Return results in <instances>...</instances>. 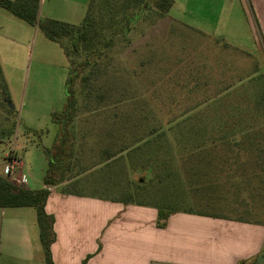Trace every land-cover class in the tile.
<instances>
[{
    "label": "rangeland",
    "instance_id": "374dc122",
    "mask_svg": "<svg viewBox=\"0 0 264 264\" xmlns=\"http://www.w3.org/2000/svg\"><path fill=\"white\" fill-rule=\"evenodd\" d=\"M131 3L118 0L106 15V39L91 54L80 47L73 53L63 40L67 57L39 28L0 7V69L14 106L10 113L0 102V174L4 153L15 145L23 187L42 186L49 161L58 156L48 146L55 128L51 113L68 99L71 69L87 59L75 81L73 116L64 126L69 134L58 156L69 189L99 200L124 203L130 195L145 203L136 205L175 203L218 218L264 223V200L256 181L246 179L258 168L250 162L256 152L218 139H239L243 128L264 133V39L250 0H173L160 19L154 21V10L147 8L124 28L125 17L135 13ZM124 115H144L157 129L148 142L106 160L104 150H119L136 130H124ZM168 118L184 124L168 128ZM159 125H165L162 134ZM202 138L206 145L198 155L193 147ZM148 157L155 159L154 169L139 182ZM206 183L216 187L206 189ZM4 230L3 219L2 243ZM36 250L30 260L13 263L1 255L0 264H44L42 248ZM258 264H264V250Z\"/></svg>",
    "mask_w": 264,
    "mask_h": 264
},
{
    "label": "crops",
    "instance_id": "0c3cea01",
    "mask_svg": "<svg viewBox=\"0 0 264 264\" xmlns=\"http://www.w3.org/2000/svg\"><path fill=\"white\" fill-rule=\"evenodd\" d=\"M87 3L39 0L37 19L76 24L82 20ZM250 3L264 39V0ZM51 121L55 128L48 146L59 156L69 133ZM11 149L18 154L15 145ZM69 180L49 186L45 203L46 212L54 216L55 240L50 250L55 264H81L84 259L85 264H258L263 253L262 222L177 211L158 226L156 208L99 200L69 189ZM29 207H0V221H5V241L0 239L4 262L30 260L35 250L42 248L35 210L25 209Z\"/></svg>",
    "mask_w": 264,
    "mask_h": 264
},
{
    "label": "trees",
    "instance_id": "16d2710c",
    "mask_svg": "<svg viewBox=\"0 0 264 264\" xmlns=\"http://www.w3.org/2000/svg\"><path fill=\"white\" fill-rule=\"evenodd\" d=\"M118 0H88L86 10L82 20L79 23H67L54 18H43L41 20L37 19V10L39 0H0V7L4 8L12 15L24 20L26 23L31 25H36L44 35L57 42L64 54L67 57V46L63 43V40L68 39L70 42V50L73 53L78 52V47H80L87 55L91 54V51L96 49L100 41L105 40V19L106 15L111 14L112 10L115 9ZM133 2L131 8L135 13L131 16H127L124 19V28L128 25V22L138 18L140 12L147 8L154 10V21L160 19L171 7L173 0H128ZM135 9V10H134ZM154 23V22H153ZM109 39V37H107ZM87 57V56H86ZM88 63L85 59L73 69H71L68 80L66 91L68 94V99L63 105L60 111H53L51 113V119L58 123L62 131L65 130V123L73 116L74 102L73 97L74 85L76 79L83 72L84 67ZM0 102L5 105L8 112L13 113L6 103L9 102V98L6 93V84L1 75L0 69ZM259 102H264V95L259 97ZM149 118L141 116H130L124 115V130L126 129H136L131 135V139L126 142L124 138V145H121L119 150H113L107 148L104 150L106 153V160L122 152L123 150H130L132 146L137 147L141 142H148V138L152 136L157 129L155 126H150ZM184 121L173 122L172 118H168L165 121V125H179L183 126ZM165 125H159V128L165 127ZM147 130V131H146ZM142 131V132H140ZM239 139L236 136H231L227 138V135L218 137L219 140H225L232 143L233 145H238L240 151L252 153L254 151L255 155H252L254 159H250V162L256 164L258 168H254L252 173L246 178L247 180H255V187L258 191L259 196L264 200V148L261 147L264 144V133H256L251 129L239 130ZM163 133V129L161 133ZM202 138L197 145L193 148L198 149L196 154L200 155L202 153L203 147L206 145V139ZM245 147H248L247 149ZM259 157V158H258ZM257 159H260V164H257ZM155 159H150L149 157L140 164L141 175L139 182H144L145 177L154 169ZM209 160V161H208ZM234 160L237 161V154H234ZM210 163V159H204ZM246 161H242L244 164ZM206 164V166H207ZM65 165L62 164L60 158L56 161H49V164L45 170L42 177V183L44 187L37 189H31L28 187L18 186L12 180H10L6 175L0 174V207H21V206H31L35 210L36 223L39 229V240L43 250L44 264H55L51 255V244L55 240L54 231V216L51 213L46 212L45 203L49 194V186L56 185L64 179ZM170 170L166 171V174ZM173 172V171H172ZM199 172V171H198ZM208 187L206 189H214L216 186L206 183ZM200 186H198L199 188ZM203 188V187H202ZM200 187L198 190H202ZM204 189V188H203ZM210 192V190H209ZM124 203H138L145 204L141 202H133L132 197L128 195L124 198ZM153 205V204H152ZM157 210L156 225L163 226L166 218L169 214L177 211H183L188 213H196L209 215L213 217H218V213H210L203 211H194L191 208L179 209L175 206V203L170 204H154ZM236 220H246L247 219L238 218ZM86 259H84L81 264H85ZM242 264V263H239Z\"/></svg>",
    "mask_w": 264,
    "mask_h": 264
},
{
    "label": "built area",
    "instance_id": "2783aa9c",
    "mask_svg": "<svg viewBox=\"0 0 264 264\" xmlns=\"http://www.w3.org/2000/svg\"><path fill=\"white\" fill-rule=\"evenodd\" d=\"M3 169L5 175L12 181H15L18 186H23L25 178L23 177L22 162L18 155L8 150L3 155ZM49 188V187H48Z\"/></svg>",
    "mask_w": 264,
    "mask_h": 264
},
{
    "label": "water",
    "instance_id": "95a60500",
    "mask_svg": "<svg viewBox=\"0 0 264 264\" xmlns=\"http://www.w3.org/2000/svg\"><path fill=\"white\" fill-rule=\"evenodd\" d=\"M7 104H8V106H9L11 109L14 108V106H13L10 102H8Z\"/></svg>",
    "mask_w": 264,
    "mask_h": 264
}]
</instances>
